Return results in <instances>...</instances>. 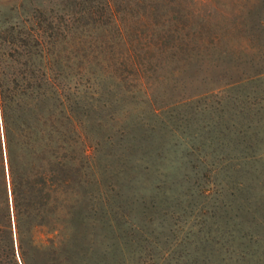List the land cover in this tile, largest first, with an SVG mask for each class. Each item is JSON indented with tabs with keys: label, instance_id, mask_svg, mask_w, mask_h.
Segmentation results:
<instances>
[{
	"label": "trees",
	"instance_id": "obj_1",
	"mask_svg": "<svg viewBox=\"0 0 264 264\" xmlns=\"http://www.w3.org/2000/svg\"><path fill=\"white\" fill-rule=\"evenodd\" d=\"M65 1L67 9L61 13L51 0H18L9 12L0 11V264H96L85 220L95 215L96 202L122 201V191L134 182L130 171L148 168L146 158L131 159L134 153H145L146 145L124 142L123 130H115L117 139L115 133L103 135L114 116L102 112L133 95L152 76L156 79L165 60H179L183 67L193 64V80L215 82L174 106L221 112L219 99L229 90L264 91V66L239 73L236 48L229 49L232 59L224 56L226 50L216 46V33L199 29L190 35L193 42L138 46L116 0ZM245 21L241 32L250 42L246 47L256 51L263 13L247 12ZM153 35L181 39L173 33ZM214 51L222 57H213ZM257 58L248 61L253 64L261 56ZM210 68L217 71L215 78L205 75ZM85 74L90 76L85 79ZM91 76L107 89L90 83ZM243 98L241 157L259 159L264 156V100L245 93ZM149 103L158 115L159 108ZM101 113L104 122L96 120ZM215 118L204 124L208 132L217 129L224 135L237 127L219 115ZM252 123L256 130L246 134ZM140 139L147 140V135ZM104 145L108 158L103 162L96 154ZM85 207L91 213H85Z\"/></svg>",
	"mask_w": 264,
	"mask_h": 264
},
{
	"label": "rangeland",
	"instance_id": "obj_2",
	"mask_svg": "<svg viewBox=\"0 0 264 264\" xmlns=\"http://www.w3.org/2000/svg\"><path fill=\"white\" fill-rule=\"evenodd\" d=\"M17 1L0 0V11L9 12ZM51 4L58 13L67 9L65 0H51ZM116 4L138 46L189 43L195 40L190 36L193 31L207 30L218 35L216 46L226 50L224 56L232 59L229 49L236 48L239 73L264 66V26L256 51L246 47L248 41L241 32L248 24L247 12L264 17V0H116ZM155 31L178 34L181 39L159 40ZM213 55L222 57L220 51ZM252 56L261 59L249 63ZM183 65L176 59L165 60L154 74L159 75L156 79L152 76L133 95L118 99L102 112L114 116L106 122L103 135L115 133L117 139L116 131L123 130L124 142L146 145L145 153H134L136 158L131 159L146 158L148 168L130 171L134 182L122 191V201L96 202L95 215L85 220L96 264H264V156L244 160L239 146V121H243L239 102L244 93L264 100L263 88L229 90L219 99L221 112L174 106L176 100L215 83L193 80V64ZM210 70L205 75L215 78L217 71ZM99 81L90 83L107 89ZM149 100L159 108L158 115ZM102 113L96 120L104 122ZM218 115L237 127L224 135L203 128ZM255 130L252 123L246 134ZM144 135L147 140L140 139ZM258 143L262 148V142ZM106 151L105 145L99 147L96 159L104 162ZM84 211L91 213L87 207Z\"/></svg>",
	"mask_w": 264,
	"mask_h": 264
}]
</instances>
